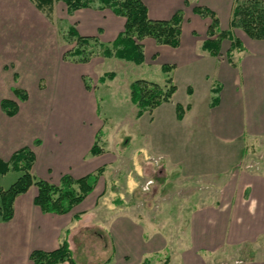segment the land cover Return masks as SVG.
<instances>
[{"label":"crops","instance_id":"1","mask_svg":"<svg viewBox=\"0 0 264 264\" xmlns=\"http://www.w3.org/2000/svg\"><path fill=\"white\" fill-rule=\"evenodd\" d=\"M234 1L188 0L189 5H186L185 0H142L152 20H169L178 11L183 14L179 47L160 46L146 38L143 41L145 61L142 65L150 58L154 64L174 66L169 74L171 78L179 68L197 62L208 64L210 70L205 69L203 74L207 89L203 101H200L203 112L199 118H193L190 126L203 128L201 124L207 121L216 142L264 141V40H251L242 31L234 29L231 30L232 35L242 44L243 50H233L229 62L226 53L231 45L223 52L224 44L229 42L225 40L221 45V56L212 57L201 49L207 39L210 20L193 12L195 5L210 9L218 18L220 31L226 32ZM42 15L29 0L0 2V160L7 162L14 152L27 147L35 156L32 175L58 185L65 175L80 179L102 167L105 172V166L112 161L101 159L106 152L102 147V136L97 142L102 153L90 154L96 136L103 128L98 118L94 90L86 88L84 82V78L93 76V59L88 63L69 62L58 53V61L54 66L47 65L41 75ZM67 21L80 36L96 37L105 44L113 42L125 24L123 18L109 10L90 9L68 15ZM23 75L35 79L33 86L21 82ZM42 78L48 79L49 87L41 85ZM189 88L191 95L187 90L186 93L190 98L187 104L190 109L181 121L176 120L178 131L182 130L179 141L185 137L187 118L195 110L193 100L197 95L192 87ZM13 89L25 91L26 100L19 101ZM214 99L216 103L213 105ZM3 100L17 105L14 116L9 117L3 112ZM154 156L164 159L178 157L179 154ZM132 173L133 179L139 182L141 177ZM102 178L103 175L92 193L64 215L42 213L34 204L37 195L34 186L16 197L12 219L3 222L0 218V264H33L29 256L34 250L50 252L57 249L66 231H70L68 243L71 246L69 237L76 230L92 225H103L108 233L111 254L107 264H142L146 259L144 254L162 251L167 243L166 237L164 240L159 235L146 238L143 233L145 225L140 222L139 214L135 215L124 207L107 210L100 203L113 184L107 186ZM144 180L141 186L137 184L133 189L128 186L126 177L125 194H132L140 187L149 191L151 184L144 190L148 178ZM227 182L225 192L218 194L215 204H204L191 216L190 247L176 249L170 264L176 259L179 261L177 264H207L205 253L253 245L260 236L264 239V176L247 173ZM145 227L154 228L150 223ZM259 253L235 264H264V245Z\"/></svg>","mask_w":264,"mask_h":264},{"label":"rangeland","instance_id":"2","mask_svg":"<svg viewBox=\"0 0 264 264\" xmlns=\"http://www.w3.org/2000/svg\"><path fill=\"white\" fill-rule=\"evenodd\" d=\"M5 1L0 0L1 3ZM42 16L41 75L45 67L54 66L58 61V53L63 54L73 47V43L67 39V30L73 25L67 21L64 4L55 0L50 19L44 14ZM229 46V42H226L223 52ZM88 52H91L92 63L95 65L93 76L84 78V82L94 90L98 118L103 123L101 142L106 152L101 159L112 161V164L105 166L102 180L107 186L112 182L113 184L108 188V194L100 199V203L107 210L115 207L128 208L135 215L139 214L142 224H152L154 228L143 226L145 237L150 239L159 235L164 240L165 236L167 243L159 253L144 254L145 258L151 264H165V260L170 264V258L174 256L176 249L190 247L191 216L204 204H215L218 194L225 192L227 180H235L247 173L264 176V141L243 139L216 142L207 121L201 124L203 128H199V125L194 128L190 126L193 118L203 112L201 102L207 89L203 74L205 69L210 70L208 64L205 66L206 63L197 62L172 73L176 92L171 102L151 114L146 113L138 120L137 109L129 99V85L136 80L164 85L165 76L161 72V65L150 62V58L139 66L116 58L105 59L95 46H91ZM223 57L225 58L224 54ZM105 73H114L115 78L100 84L98 78ZM20 80L26 85L33 86L35 83V79L27 75L21 76ZM40 83L49 87L47 78H42ZM189 87L197 95V99L193 100L195 110L187 118L185 137L179 141L182 130L178 131L179 123L175 119L174 105L186 106L190 103L186 93ZM151 120L154 121L150 122ZM160 153L179 156L164 159L154 156ZM132 172L141 177L139 182L133 179ZM17 177L18 174L14 172L0 177V187L7 189ZM126 177L128 186L133 189H136L137 184L141 186L146 181L144 178H148L152 184L149 191H143L140 187L132 194H125ZM114 182H117L116 185ZM89 223H92L91 220ZM69 233L70 231L66 235L67 243ZM71 240V246L69 243L68 246L77 264H103L111 254L108 233L103 225L80 228L69 237V241ZM263 245L264 239L260 236L253 245L245 244L226 248L219 253H205L204 260L207 264L245 262L247 258L260 255ZM178 262L176 259L172 264Z\"/></svg>","mask_w":264,"mask_h":264},{"label":"trees","instance_id":"3","mask_svg":"<svg viewBox=\"0 0 264 264\" xmlns=\"http://www.w3.org/2000/svg\"><path fill=\"white\" fill-rule=\"evenodd\" d=\"M37 10L42 12L48 19L52 16L55 0H29ZM66 8V14L72 15L82 9L96 11L109 10L115 16L123 18L125 24L123 31L118 34L115 40L109 44L102 43L96 37L80 36L74 26L67 30V39L73 43V47L62 54L64 61L76 63H88L92 59L88 49L91 46L98 48L103 58H116L133 63L136 66L142 65L145 61L143 41L146 38L152 39L157 45L168 46L176 49L180 45L182 12H176L169 20H152L148 17L147 9L142 0H59ZM189 5L188 0H185ZM193 12L201 18H208L210 24L207 29V39L202 43V51L212 57L221 56L222 42L228 40L230 49L226 53V59L231 62L233 50L242 51V44L233 37L231 30L242 31L249 39L264 40V1L263 0H235L231 8L229 19V30L222 32L219 29V21L213 11L206 7L195 5ZM174 69L171 65H162L161 71L166 76L165 84L159 85L146 80H136L129 85L130 102L137 109V118L144 114H151L155 109L164 103H169L176 92L169 74ZM114 73H105L98 78L100 84L107 80H113ZM86 88H89L85 84ZM215 92V90H213ZM14 95L19 101H24L27 94L23 90H14ZM191 95V89H187ZM216 103L213 100V105ZM3 112L11 117L17 112V105L14 102L3 100L1 102ZM190 106L175 105L176 120L181 121ZM101 132L96 136L90 154L98 155L102 149L97 142ZM37 143V142H36ZM35 156L31 149L24 147L12 154L7 162L0 160V176L9 172L19 174L18 178L7 189L0 187V218L8 222L13 217V205L16 197L26 193L30 187L37 189L34 204L44 214L64 215L70 213L74 207L79 205L94 190L99 178L103 175L104 168L80 179H73L70 176H63L58 185L37 179L32 175ZM76 219L79 216H75ZM62 237L58 248L50 251L34 250L29 258L33 264H77L69 249L66 235ZM110 257L103 263L107 264ZM145 259L142 264H148ZM165 264L168 260H165Z\"/></svg>","mask_w":264,"mask_h":264},{"label":"built area","instance_id":"4","mask_svg":"<svg viewBox=\"0 0 264 264\" xmlns=\"http://www.w3.org/2000/svg\"><path fill=\"white\" fill-rule=\"evenodd\" d=\"M150 184H152V182L149 183V181H148V182H146L145 186L147 185V187H148ZM144 190H145V187H144Z\"/></svg>","mask_w":264,"mask_h":264},{"label":"clouds","instance_id":"5","mask_svg":"<svg viewBox=\"0 0 264 264\" xmlns=\"http://www.w3.org/2000/svg\"><path fill=\"white\" fill-rule=\"evenodd\" d=\"M149 183H151V181H149ZM145 190H147V185L145 186Z\"/></svg>","mask_w":264,"mask_h":264}]
</instances>
